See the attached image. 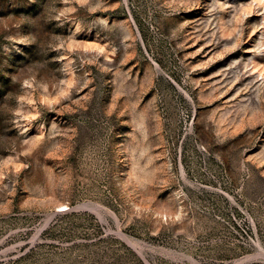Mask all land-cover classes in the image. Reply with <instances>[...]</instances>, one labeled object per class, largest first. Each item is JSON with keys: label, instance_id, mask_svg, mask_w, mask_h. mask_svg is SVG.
Returning a JSON list of instances; mask_svg holds the SVG:
<instances>
[{"label": "rangeland", "instance_id": "obj_1", "mask_svg": "<svg viewBox=\"0 0 264 264\" xmlns=\"http://www.w3.org/2000/svg\"><path fill=\"white\" fill-rule=\"evenodd\" d=\"M0 264H264V0H0Z\"/></svg>", "mask_w": 264, "mask_h": 264}, {"label": "bare ground", "instance_id": "obj_2", "mask_svg": "<svg viewBox=\"0 0 264 264\" xmlns=\"http://www.w3.org/2000/svg\"><path fill=\"white\" fill-rule=\"evenodd\" d=\"M117 219V218H116Z\"/></svg>", "mask_w": 264, "mask_h": 264}]
</instances>
